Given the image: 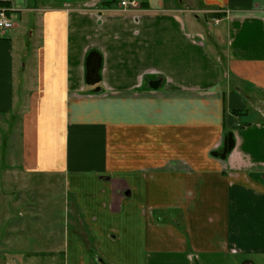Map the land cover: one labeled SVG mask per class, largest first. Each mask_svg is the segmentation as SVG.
Wrapping results in <instances>:
<instances>
[{
  "label": "crops",
  "instance_id": "obj_1",
  "mask_svg": "<svg viewBox=\"0 0 264 264\" xmlns=\"http://www.w3.org/2000/svg\"><path fill=\"white\" fill-rule=\"evenodd\" d=\"M119 1L0 0L8 264H264V0Z\"/></svg>",
  "mask_w": 264,
  "mask_h": 264
},
{
  "label": "rangeland",
  "instance_id": "obj_2",
  "mask_svg": "<svg viewBox=\"0 0 264 264\" xmlns=\"http://www.w3.org/2000/svg\"><path fill=\"white\" fill-rule=\"evenodd\" d=\"M116 8L121 12L129 13L138 10L140 4L138 3L137 7L131 6L123 9L120 8L118 2ZM0 10L4 11L5 17L11 23L10 29H0V31L11 30L12 19L10 17L11 11L9 7L1 6ZM197 15L211 22L209 21L210 18L204 12L197 13ZM6 149L8 150V148ZM1 165L2 163L0 162V264H8L13 254L25 252L34 247L35 244H38V247H44L45 244L51 245L52 241L58 240L59 235L55 230L56 227L54 224L57 223V225H60L58 221L60 222L63 219L40 217L43 215L45 208H49L50 202L38 201V219H34L33 216L36 213L34 212L36 211V205L34 206L35 202H19L18 195L13 196L14 200H10L9 197H4L7 191L4 190L2 185ZM43 198L45 199L46 195ZM36 222H38V231L35 227Z\"/></svg>",
  "mask_w": 264,
  "mask_h": 264
},
{
  "label": "built area",
  "instance_id": "obj_3",
  "mask_svg": "<svg viewBox=\"0 0 264 264\" xmlns=\"http://www.w3.org/2000/svg\"><path fill=\"white\" fill-rule=\"evenodd\" d=\"M120 8L126 9L128 7H137L138 3L136 1H129V0H120L119 1ZM11 23L5 17L4 11L0 10V29H10Z\"/></svg>",
  "mask_w": 264,
  "mask_h": 264
},
{
  "label": "trees",
  "instance_id": "obj_4",
  "mask_svg": "<svg viewBox=\"0 0 264 264\" xmlns=\"http://www.w3.org/2000/svg\"><path fill=\"white\" fill-rule=\"evenodd\" d=\"M115 1H116V0H114V2H115ZM1 6H6V7H7L8 4H7V3H2V2H0V7H1Z\"/></svg>",
  "mask_w": 264,
  "mask_h": 264
}]
</instances>
